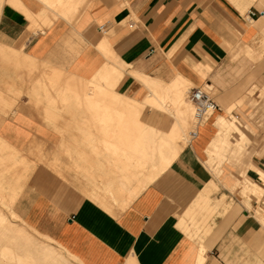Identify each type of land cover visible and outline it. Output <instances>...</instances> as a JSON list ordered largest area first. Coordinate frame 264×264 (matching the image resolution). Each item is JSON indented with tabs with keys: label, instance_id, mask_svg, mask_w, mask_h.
<instances>
[{
	"label": "crops",
	"instance_id": "1",
	"mask_svg": "<svg viewBox=\"0 0 264 264\" xmlns=\"http://www.w3.org/2000/svg\"><path fill=\"white\" fill-rule=\"evenodd\" d=\"M9 5L0 16L4 47L23 48L52 69L86 81L116 79L113 90L119 94L113 92L138 103L156 89L147 78L169 84L182 76L191 84L188 93L205 85L218 91L219 101L214 99L215 114L196 126L197 135H190L160 178L149 180L152 169L140 178L137 185L143 186L130 201L136 182L126 184L125 176L139 175L140 159L152 158L144 138L124 131L139 123L126 124L124 118L99 123L82 112L105 109L58 104L49 109L68 111L57 122L68 131L62 135L43 119L14 111L0 125L1 138L24 155L42 143L46 158L51 153L50 160L58 158L68 168L76 164L68 177L38 165L16 205L23 224L62 251L68 264H264L262 224L231 191L237 168L224 162L217 178L206 164L218 132L216 117H227L226 109L241 99L235 110L247 116L253 109L245 99L249 89L264 86V0H90L75 24L44 0H9ZM21 102L27 104L28 97ZM145 110L144 123L152 127L153 108ZM165 110L178 107L169 103ZM248 138L246 132L244 141ZM61 142L74 143L73 156L69 149L62 155ZM251 160L264 169V153ZM253 171L248 175L256 182ZM208 188L213 193L205 202L201 195Z\"/></svg>",
	"mask_w": 264,
	"mask_h": 264
},
{
	"label": "bare ground",
	"instance_id": "2",
	"mask_svg": "<svg viewBox=\"0 0 264 264\" xmlns=\"http://www.w3.org/2000/svg\"><path fill=\"white\" fill-rule=\"evenodd\" d=\"M248 1H250V0H248ZM44 2H45L46 5H49L50 7H52L54 13L59 14L63 19L70 21V23L71 22L74 23L75 18H78V14L80 12H82V10H84L85 6L90 2V0H44ZM14 52L17 55L20 54V51L18 49H15ZM255 58H258V57H255ZM256 60L257 59H255V61ZM42 62H44V61H42ZM42 62H41V64H42ZM39 64H40V62H39ZM36 65H38V64H36ZM107 65H108V63H107ZM47 66L48 65H45L43 63L41 65V67L38 66L39 68L38 67L37 68L32 67L33 68L32 69V74H34V76H35L34 80H35L36 86L38 88L36 89V91L34 89L31 92V94L34 95V101L35 102L39 103L40 105L44 104L43 108H45V109H49V108L53 107L54 105H58V104H66V105H68V104H76L78 107H80L82 109L83 108H98V109L102 108V109H105V110H89V111L86 110L87 112L83 111L82 113H84V114L86 113V115H88L90 117V119L92 118V119H94L96 121H99V123L103 122V121L105 122V121L111 120V119H114V120L118 119L119 120V119H122V118H124L126 120V124L129 123V122L130 123L135 122V125L139 123L140 124L139 127H135V128L125 127L124 131H125V133H128L129 131L135 130V133L139 134L141 136L140 138L142 140L143 137L146 135V134H144L145 131L146 130L148 131V129H149V128L148 129L145 128V125L147 127H149V126L144 123L145 120L148 119L145 108L146 107H152L153 108V113H152V117H151L152 118L151 119L152 120V126L157 130L158 133H160V135L163 134V137H159V138H156V139L152 140L154 142L152 144V149L156 150L157 152H159V155H158V161L156 163H152V173L149 176V180L153 181L159 174H161L166 168H168L170 166V164L172 162V158H169L168 155L165 154L166 148L170 147V148H174V150L180 149V147H182L184 145L183 144L184 135H185L187 127L193 125L195 123V120L197 119L196 116H195L194 105L192 104V102L190 100L187 99L188 97H186L187 89H188L189 86H191V84L186 79H184V77H182V76H179L178 78L174 79L171 83L168 84V83L160 82L157 79H152L148 75L147 77L151 78V79L147 78L148 84H150L151 86H154L156 89L153 88V89H155V91L153 90L151 92V94L153 93L152 95L146 96L148 98L145 100L144 103L143 102L138 103V102H135V100L134 101L131 100L132 98L131 99L130 98L129 99L128 98H125V99L123 98L122 99V97L117 95L119 93H117L116 91L113 90L114 85L116 84V79L111 81L108 78H102L101 76H98V77H96L94 79L92 78L93 80L86 81V78H85V80H83L81 78H78L80 76H78V77L74 76V75H76L74 73L72 75L71 74L69 75L68 72H65V71L60 70V69H50L51 72H46L47 71L46 70ZM113 68H114V66H113ZM116 68H117V66H116ZM101 70L103 71V69H101ZM117 71H118V68H117ZM133 72L135 73V71H133ZM134 73H132V74H134ZM137 73H139V72H137ZM138 75L136 76V77H138L137 79H139ZM140 76H141V74H140ZM91 77H90V79H91ZM144 77H145V75H144ZM142 81L143 80H141V82ZM148 84L146 83L144 86H146ZM145 88L148 89V87H145ZM90 89L94 90L95 94H92V95L87 94V92ZM113 91L116 92L117 94H115ZM20 93H21V91H15V94H14L15 98H14V100L12 102V105H17L18 100H19V97L17 95H19ZM250 93H252V92H250ZM147 94H150V93H147ZM146 97H144V98H146ZM167 100L171 104H175L178 107V111L174 112L173 115H172L171 112H169L170 113L169 114L165 110H162L161 107H159L164 101H167ZM117 106H119V108H123V110H111V109L117 108ZM15 109H13V110H15ZM50 116L54 117L53 115H50ZM75 117H77L76 119H78V116H71V118H75ZM216 118H217V120L215 122L216 126L221 127V126H224V125H226V126L229 125V127H231L229 133H232V134L234 133V135H236L237 137H243L244 139L246 138V131H245V129L242 128V125L239 122V119L236 118L237 121L230 120V124H228L229 121H228L227 117L220 115V116H217ZM127 120H130V121L127 122ZM132 120H135V121H132ZM80 130H81V128H80ZM84 132H86V131H84ZM60 133L62 135H65V134L68 133V131L66 129H62V130L59 131V134ZM164 135H167V137L164 138ZM62 140H60V141H62ZM39 141H41V140H39ZM39 141H37V142L35 141V142L38 143ZM64 141L66 142V140H64ZM29 142H30V140L28 141V145H29ZM65 142H64V144L61 142L63 145L61 143H60L61 145L60 144L58 145V146H62L61 147L62 148L61 149L62 155H63V153L69 154L68 153V149L70 150L69 152L72 151L70 153V154H72L73 150H71V148H69L72 145V143H71V145L69 144L70 146L68 145L69 147H67L68 143L65 144ZM55 144H57V143H55ZM41 145H42V143H41ZM41 145L34 144V145L31 146V150L33 149L32 150L33 152H35L34 150H37L36 152L42 151V149H44L45 146L42 145L43 148H41L40 147ZM54 146L56 147V145H54ZM73 146H74V143H73V145L71 147H72V149L73 148L75 149V146L74 147ZM76 147L79 148L78 144L76 145ZM80 147L83 149L82 146H80ZM139 147H141V146H139ZM28 148L30 149L29 146H28ZM53 150H55V148ZM58 150H59V148H58ZM58 150H57V152H60ZM28 151H30V150H28ZM29 153H27V154L29 155ZM35 153L32 154V155L34 156ZM45 153H46V151H45ZM59 154L60 153H58V155ZM25 155L23 154L22 149L20 151L18 148H16V146H12L10 143L6 142L3 138L0 137V203L2 204V206L7 207L9 209V211L11 212L12 217H14V218L15 217L18 218L19 216L17 215L16 212H14L12 210V206H13L14 202L16 201V199L18 198L19 193L22 191V189H23V187L25 185V182L27 181L26 180L27 177H25L24 176L25 174L22 173L23 174L22 178L23 179L25 178V180L19 182V180L21 179L20 176L22 175V174H20L21 169L19 170V166H20V164L22 165V162L24 161V159H25V162H26V156H28V155H26V156ZM36 155H37V153H36ZM38 155H40V154H38ZM45 155L46 154H44L43 157ZM48 155H47L46 159L50 160V158H48ZM50 155H51V153H50ZM50 155H49V157H50ZM56 155H57V153H56ZM73 155L74 154H72V156ZM33 156H32V158H33ZM39 157H41V155ZM222 157H225V156H222ZM34 158L38 159L37 156L34 157ZM71 158H72V161H73L74 157H71ZM43 159H45V158H43ZM68 159H69V157H68ZM70 159H69V161H71ZM29 160H31V159H29ZM39 160H40V158H39ZM64 160H65V158H64ZM78 160L79 159L75 160L74 162L76 163V161H78ZM83 160H81V163L83 162ZM28 161H27V163H29V164L27 166H30V161L29 162ZM128 161H130V160H126V162H128ZM49 162L52 163V164L50 163L51 166H53L57 171H59V173H63V176H65V177H68V171L70 172V169L72 170L71 167L73 165L70 166L69 167L70 169H69L68 168V164L67 163L62 164V162L58 158L54 159V160H51ZM75 165L73 167H75ZM84 165H83V167H85ZM27 166H25V169L28 168ZM78 166H76V168ZM83 167L81 166L79 170L82 171ZM78 168L76 170L74 169V172L75 171L77 172ZM28 169H27V171H28ZM23 171H25V170H23ZM82 172H84V171H82ZM82 172H81V174H82ZM253 173L257 177V173H255V172H253ZM131 179H132V176H125L126 184H128ZM238 181H239V183H241L243 185L245 190L247 189L248 191H250V195H252V196H254L256 194H258L256 196H259L260 194L262 195L261 186H259L255 182H253L251 180V178L249 177V175H245L243 180H239L238 179ZM236 183H238V182H236ZM235 185L237 186V184H235ZM142 186L143 185H137L136 186V188L133 190L134 195L139 193V189ZM4 207H3V209H4ZM3 209L0 207V221L8 219L7 216L4 214ZM258 216L259 217H256L258 219V221L264 222V215L263 214H259ZM6 223H5V225H8ZM0 225H1V223H0ZM9 226H10V224H9ZM9 226H7V227H9ZM7 227H5V228H7ZM3 228H4V226H3ZM21 229L20 230L17 229L18 232L21 231ZM4 230L5 229H3V231ZM10 230H11V228H10ZM3 231H2V234L5 235V233H3ZM23 231H25V230H23ZM5 232H6V235H7V230H5ZM14 233H15V231H14ZM23 233H25V232H23ZM19 235H21V233H19ZM23 237H25V236H23ZM23 237H21V238H23ZM10 238H14V239L17 240V237L12 235V234L7 235V237L5 236V239L3 237L5 242L2 241V243L0 245V247H1L0 254L2 255V257L7 259L8 261L10 260V263L13 262L14 264H35L34 260L30 259L31 255H30V257L29 256H25V255L23 256V255L19 254L18 252H16L15 248L18 247V245H20L21 242L18 243L19 242L18 241V242L15 243L13 241V243H12L10 241ZM18 239H20V237ZM23 239H25V238H23ZM29 239L25 240L26 247H27L28 241H29V243H31V241ZM20 240H22V239H20ZM3 242H4V244H3ZM22 243H24V242H22ZM16 244H17V246H16ZM14 245H15V247H14ZM31 246H32V244H30V247ZM19 247L17 249H19ZM32 247H33L32 250H33V253H34V251H35L34 249L36 247L35 248H34V246H32ZM46 247H49V246L47 245ZM20 249H21V247H20ZM27 250H29V249H27ZM32 250H31V252H32ZM40 252L39 253L37 252V254L40 255ZM45 252H47V251H45ZM60 253H61V251H60ZM35 254H36V252H35ZM27 255H29V254H27ZM35 257H37V259H38L37 255ZM35 257H33V258H35ZM49 257H51V256H49ZM43 260H44V258L41 260V262ZM46 260H48V258ZM58 260H60V259H58ZM48 262H50V261H48ZM48 262L45 261V264H47ZM37 263H39V261ZM56 264H59V263H56Z\"/></svg>",
	"mask_w": 264,
	"mask_h": 264
},
{
	"label": "rangeland",
	"instance_id": "3",
	"mask_svg": "<svg viewBox=\"0 0 264 264\" xmlns=\"http://www.w3.org/2000/svg\"><path fill=\"white\" fill-rule=\"evenodd\" d=\"M5 6L11 7L9 5V0H0V16H1L2 11H3ZM33 26H36V25L33 24ZM36 27H38V26H36ZM37 30L38 29H34L32 31H37ZM6 42H8V41L5 38L2 39L0 36V46H2V47H0V125L4 121V119L8 116H11L14 113V111L23 110V111H26L30 114H33L34 116H36L40 119H43L44 121H46L47 124L54 126L58 131H60V128L62 126L58 125L57 122L65 113H68V111H66V110L65 111H58V110H54V109H45V108H43L44 104L40 105L39 103L35 102L34 101V95L31 94V92L34 89H35V91L37 89V86H36V83L34 80L35 76H34V74H32V69H33L32 67H34V68H37L38 66L41 67V65L43 63L41 64V61L36 60V59L24 54L23 48L21 50L18 47V50H20V54L17 55L12 48L4 47L6 45ZM39 62H40V64H39ZM36 64H38V65H36ZM50 69H52V67H50V68L46 67L47 72H51ZM22 73H24V74H22ZM263 75H264V73H263ZM263 83H264V78H263ZM257 86H258L257 84H254L249 89L248 95L245 97L246 100L249 99L250 107L253 108L250 112H247V116H244L241 113L238 114V111L235 110L236 106H240L244 102V101H241L242 99L239 100L236 104H233L232 106H230L229 108L226 109V111L228 112V113L226 112L228 114L227 115V119L229 121L228 124H230V120L237 121L236 120V118H237V119H239L240 123L243 125L242 126L243 129H244V125H245V127H248L250 130H252V132L246 131L249 135L247 142L244 141L245 139L243 137H237L236 135H234V133L233 134L229 133L230 129H231V127H229V125H227V126L224 125L221 127L217 126L218 132H217L215 138L213 139V141L211 142V144L207 150L209 159L206 162V164L211 169L214 176L217 178L222 177L221 176L223 173L222 165L224 162H229L230 164H233L237 168V171H238L236 176H235L236 182H238V183H235V184H237V186L234 185L232 187L231 191L233 192V194L236 196L237 199H239L242 203L246 204L247 208L249 210H251L252 214H254L256 217H259L258 216L259 214L264 215V209L261 208V205L264 204V169L259 167L256 163H252V160H251V157L254 154L264 153V86H258V87ZM202 87L205 88V85H203ZM194 88H196V87H192L190 91H192ZM15 91H21V93L19 95H17L19 97L17 105H12V102L15 98V96H14ZM210 92H211V95L213 96V98L216 99L218 91L216 89H213ZM250 92H252V93H250ZM188 96H189V93L187 92L186 97H188ZM27 97H28L27 104H23L21 101L27 99ZM187 99L189 100V98H187ZM216 101L219 103V101L217 99H216ZM168 103H170L168 100L164 101L159 107H161L162 110H165ZM13 109H15V110H13ZM165 111L169 113V111H167V110H165ZM173 112L174 111L171 110L172 115H173ZM50 115H53L54 117H52ZM257 120H259L260 122ZM197 123H198V121L196 119L195 123L193 125L187 127L185 135H184V142H183L184 145L188 142V140H190L191 132L196 130ZM145 128L146 129L149 128V129H148V131L146 130L144 133V134H146L143 137L145 142H142V145L147 147V148L144 147V150L152 152V158L140 159L139 165H138L139 169L135 170V171H139V175H132V179L128 183V184H132L133 181L135 180L136 183L133 186V190H134V187H136V185L138 184L140 178L143 175L149 173V171L152 169V163H156L158 161L159 152L152 149V144L154 142L152 141L151 143H149L148 142L149 137L152 140L159 138V137H163V134L160 135V133H158L157 130L153 126L152 127H145ZM150 135L152 136V138ZM165 137H167V135H164V138ZM184 145L182 147H184ZM182 147H180V149H177V150H174V148L167 147L168 149L166 148L165 154L168 155L169 158H172V162H173L175 160V157L178 155V153L182 149ZM34 151L36 152L37 150H34ZM35 152L31 151L29 153V155L31 157L28 159L26 158V162L24 159V161L22 162V165L20 164V166H19V170L21 169L20 174H22V173L25 174L24 176L27 177L26 178L27 181L25 182V185H24L22 191L19 193L18 198L16 199V201L14 202V204L12 206V210L14 212H16L18 215H19V213L17 212V209H16L17 202H18L21 194L23 193L28 181H30V179L35 174L38 165L47 164L51 170L55 169L53 166H51L52 163L49 162L51 160L48 161V159H46V156L43 157L44 153L42 151L36 152L37 155ZM34 153H35V155L33 156L32 154H34ZM38 154H40L41 157H39L40 155H38ZM32 156H33V158H32ZM36 156L38 157V159L34 158ZM222 156H225V157H222ZM39 158H40V160H39ZM43 158H45V159H43ZM29 159H31V160H29ZM28 160L30 161V166H27L29 164V163H27ZM172 162H171V164H172ZM23 164L29 168L28 169L26 167L28 169V171H27V169H25V166ZM31 166L33 168L34 167L35 168L33 169ZM168 168H166L161 174H159L155 180L160 178L161 175ZM250 169L254 170L253 172L257 173L256 178L258 179V181H256V182L254 180H252V181L255 182L256 184H258L259 186H261V188H262V195L260 194L261 196L260 195L256 196L258 194L254 195V196L250 195V191H248L247 189L245 190L243 185L241 183H239V181H238V179L243 180L244 176L249 174L248 171ZM23 170H25V171H23ZM23 174L20 176L21 179L19 180V182L25 180V178L24 179L22 178ZM212 186H213V184L211 185V187ZM133 190L130 193L129 201L132 200V198L134 197ZM212 193H213V191H211L210 188L206 189L204 194L201 195V199L204 200L205 202H207L209 199V194H212ZM127 203L128 202H125V204H127ZM252 203H256L257 207H253ZM0 207L3 209L4 206H2V204L0 203ZM120 208H124V206H121ZM7 209H8L7 207H4L3 211H4V214L7 216L8 219L0 221V223H1V225H0V229H1L0 230V232H1L0 233V245H1L2 241H4L5 236L7 237V235L12 234V235L17 237V240L14 238H10V241L12 243H13V241L15 243L18 241H19L18 243L21 242V244L18 245V247L20 246L21 249H20V247H19V249H17L18 247H16L15 248L16 252H18L19 254H21L23 256L25 255V256L30 257V255H31L30 259H33L35 264H39V263L41 264L42 262H43L42 264H45V261L46 262L50 261L47 264H55V263L68 264L69 263V259L67 257H64V255L62 254V251L60 253L59 250H56L54 248V245L49 240H45V239L38 237L34 232H32L30 229H28L23 224V222L20 218V215L18 218L17 217L14 218V217H12L9 209L8 210ZM213 213H214V211L211 212V214H213ZM5 221L6 222L8 221V222L6 223ZM4 222L8 225H5ZM260 223L263 224L262 227L264 230V222H260ZM9 224H10V226H9ZM3 226H4V228H3ZM7 226H9V227H7ZM1 227L3 229L7 230V235H6L5 230L3 231V229ZM5 227H7V228H5ZM10 228H11V230H10ZM19 228L21 229V231L18 232V230H20ZM23 230H25V231H23ZM2 231H3V233H5V235L2 234ZM14 231H15V233H14ZM23 232H25V233H23ZM19 233H21V235H19ZM1 235L4 237V239ZM23 236H25V237H23ZM19 237L22 240L18 239ZM21 237H23L25 239H23ZM28 239L31 241V243H29V241H28L27 247L28 246L29 247L27 248L26 244H25V240H28ZM4 242H3V244H4ZM22 242H24V243H22ZM30 244H32V246H34V248L36 247L34 249L35 250L34 253L32 250L33 247L31 246L32 247L31 248ZM47 245L49 247H46ZM16 246H17V244H16ZM14 247H15V245H14ZM27 249H29L30 251ZM0 250H1V247H0ZM31 250H32V252H31ZM45 251H47V252H45ZM35 252H36V254H35ZM37 252L38 253L40 252V255L37 254ZM27 254H29V255H27ZM36 255L38 256V259H37V257H35ZM32 256L35 258H33ZM49 256H51L52 258ZM41 258L42 259L44 258V260L42 262H41V260H42ZM47 258H48V260H46ZM2 259H3V257L0 254V264H12L13 263V262L10 263V260L8 261L7 259L6 260L4 259V261H3ZM58 259H60V260H58ZM37 260L39 261V263H37L38 262Z\"/></svg>",
	"mask_w": 264,
	"mask_h": 264
},
{
	"label": "built area",
	"instance_id": "4",
	"mask_svg": "<svg viewBox=\"0 0 264 264\" xmlns=\"http://www.w3.org/2000/svg\"><path fill=\"white\" fill-rule=\"evenodd\" d=\"M195 108V116L197 118V125L207 120L219 108L217 102L214 100L211 92L203 87L194 88L188 96ZM192 136L197 135V131L191 132Z\"/></svg>",
	"mask_w": 264,
	"mask_h": 264
}]
</instances>
